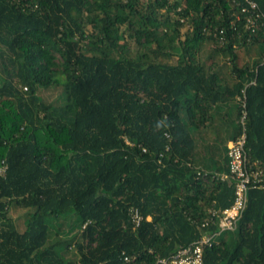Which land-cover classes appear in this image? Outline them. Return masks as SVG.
Here are the masks:
<instances>
[{"label":"trees","instance_id":"1","mask_svg":"<svg viewBox=\"0 0 264 264\" xmlns=\"http://www.w3.org/2000/svg\"><path fill=\"white\" fill-rule=\"evenodd\" d=\"M236 13L232 0H0V264H159L214 231L200 223L232 202L218 174L243 96L247 155L264 164V18L252 30ZM11 207L32 210L23 231ZM216 240L204 263L264 264V186Z\"/></svg>","mask_w":264,"mask_h":264},{"label":"built area","instance_id":"2","mask_svg":"<svg viewBox=\"0 0 264 264\" xmlns=\"http://www.w3.org/2000/svg\"><path fill=\"white\" fill-rule=\"evenodd\" d=\"M247 5H241L239 2L232 0L239 9L236 13V19L242 20L245 28L252 30L258 27L264 15L258 10L257 5L252 0H245ZM242 15V16H241ZM242 17V18H241ZM220 40H222L223 28L218 30ZM241 102V113L239 122L242 126L241 133L227 143L228 156V172L218 174L221 181L227 182L232 186V202L224 208H217L213 204L206 209V217L200 223L201 228L215 227L214 231L204 232L201 237L190 244L180 247L174 254L167 257H158L156 263L159 264H206L203 260V248L210 246L213 242H217L216 237L221 232L233 230L237 226V222L245 210L248 191L250 188L264 186V164L258 161H251L247 155L245 143V119L247 115L244 96L239 99ZM169 138V134L165 133ZM169 149V145L165 150ZM144 150V149H143ZM0 169V172H3ZM128 214L134 226H138L142 216L137 207L131 206ZM149 219V217H147ZM129 256H124L123 261L129 262Z\"/></svg>","mask_w":264,"mask_h":264},{"label":"rangeland","instance_id":"3","mask_svg":"<svg viewBox=\"0 0 264 264\" xmlns=\"http://www.w3.org/2000/svg\"><path fill=\"white\" fill-rule=\"evenodd\" d=\"M132 48L133 51H135L136 46L134 44H132L130 46ZM208 47V45L206 46ZM207 49V48H206ZM201 55H205L206 56V52L201 53ZM175 61V57L173 56L170 59V62H174ZM43 94L45 96H51L54 94V92L52 93L50 90L44 91ZM32 212V210L30 209H24V208H19V207H11L10 208V215L13 218L15 227L17 228L18 231H23L26 228V220L28 218V215Z\"/></svg>","mask_w":264,"mask_h":264}]
</instances>
